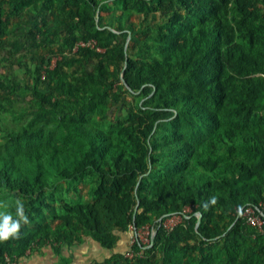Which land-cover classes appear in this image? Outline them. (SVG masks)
<instances>
[{
    "label": "trees",
    "instance_id": "16d2710c",
    "mask_svg": "<svg viewBox=\"0 0 264 264\" xmlns=\"http://www.w3.org/2000/svg\"><path fill=\"white\" fill-rule=\"evenodd\" d=\"M103 1L0 0V46L18 50L21 35L34 48L61 38L32 57V101L20 108L28 121L0 143V194L19 198L31 221L18 239L0 243V264L36 240L75 246L85 236L109 252L87 264H264V226L258 231L239 213L264 201V0ZM55 2L49 28L43 12ZM30 4L35 22L12 38L10 17ZM132 13L143 28L134 30ZM128 32L140 41L124 48ZM88 40L101 50H73ZM16 85L0 76V112H17ZM129 90L142 101L102 130L95 115ZM84 176L89 201L58 198L57 209L48 201L55 180ZM185 206L191 211L166 231L164 218ZM44 212L51 219L38 223ZM144 225L155 227L149 246L135 242L130 258L128 248L115 252L122 234Z\"/></svg>",
    "mask_w": 264,
    "mask_h": 264
},
{
    "label": "rangeland",
    "instance_id": "374dc122",
    "mask_svg": "<svg viewBox=\"0 0 264 264\" xmlns=\"http://www.w3.org/2000/svg\"><path fill=\"white\" fill-rule=\"evenodd\" d=\"M57 7L58 4L55 2V4L53 5V9H51L52 11L46 10L45 12H43V16L47 17L48 15L50 19H48L46 22V26L49 28L54 27L52 25L53 15L49 13H56ZM95 19L97 20V17ZM35 20V11L34 9H32L31 4L25 5L19 8L15 15L13 14L10 17L8 33L13 34L14 32L19 30L18 27H22L24 29V32L26 29L25 27L31 26V24L35 22ZM130 20L134 30H139L143 28V24L145 23L139 21V16L137 13H132ZM126 25H129V23H122L123 28L128 30L129 26ZM75 31L79 35L85 33V31L81 28H77L75 29ZM122 33H124V31ZM14 34L11 35L12 38L18 36H15ZM58 36H51L50 40L44 47L45 49L40 47H30L23 35L20 36V41L22 42V45L17 48L18 50H16L15 46H10L9 44L0 46V76L6 77L9 80L17 83V98L15 100V104L19 106L18 108L15 105L17 112L12 115L5 111L0 112V143L5 142V136L8 135L10 131L19 130L28 121V117H20L22 113V109L20 108L22 106L30 104V102L32 101L31 95L29 94V90L26 88V84L31 83L33 76L32 69L34 66V62L32 57L35 58L37 54L41 53L47 54L49 53L50 49L57 48L61 42V38H58ZM120 36H118L117 39H120ZM139 39L140 36L136 35L135 37H131V32H128L124 48H126L127 43H129L130 40L140 41ZM94 63L95 59L90 61H83V65H81L79 68L90 69L92 65H94ZM113 89L114 91H118L116 86H114ZM119 93L121 95L119 101L116 102L110 100L107 103L108 108L104 115H101L100 117H98V115H95L96 120L100 119L99 126L102 130L106 132L112 131L114 127L125 122L128 113L134 110L136 105L142 101V99L138 97V92H132L129 90L127 92L119 91ZM50 195L52 196V200L48 199V201H52L53 204L57 205L56 209L60 208V204H58L57 200L58 198H62L71 204L79 201H89L91 199V196L89 195V178L84 176L76 181L68 182L57 179L55 180L54 185H50L46 189L45 196L49 197ZM17 200H19V198H16L12 192H4L0 194V202L7 203L9 205L7 210L13 214V218H15V210H11L10 206L15 204ZM50 219L51 216L49 215V213L44 212L41 217L36 219V221L38 223H42ZM26 225H31V221L29 220V223ZM131 237H133V231L131 228H129L127 233L121 235V239L119 240L118 245H116L115 247V252H125L126 249L129 247ZM196 253L198 252L194 251V254ZM108 254L109 252L106 249L100 247L97 242H95L88 236H85L83 238V241L75 246L56 244L49 239L44 241L36 240L34 242H31V246L27 248L24 256L19 258L7 257L8 260L6 261V263L61 264L66 259L74 263L87 264L93 261H102L104 258L107 257ZM159 256L161 255L159 254Z\"/></svg>",
    "mask_w": 264,
    "mask_h": 264
},
{
    "label": "built area",
    "instance_id": "2783aa9c",
    "mask_svg": "<svg viewBox=\"0 0 264 264\" xmlns=\"http://www.w3.org/2000/svg\"><path fill=\"white\" fill-rule=\"evenodd\" d=\"M78 45L89 46L99 51L101 50L99 47L95 46V40L79 42L75 45L73 50H75ZM54 61H55V58L53 57L51 59V64L49 67H52L54 65ZM258 205L259 206L257 205L255 206V205H252L251 203H247L243 205L239 213H241V217L247 225L256 228L258 231H262L263 226H264V214L262 212V210L264 209V201L260 202ZM190 211H191V206H185L182 209V212L174 213V214L166 216L164 220L162 221V224L165 230L166 231L172 230L175 225L183 221V218H185L186 214L189 213ZM197 213L198 212L194 213L196 217H197ZM161 220L162 218L158 220V224H160ZM130 228L133 231V237H131L128 250L125 252V256L129 258L135 254L134 251L131 249V246L135 242L145 245V246H149L152 243V240L155 234V227L153 225H144L138 229L133 228L132 226ZM137 254L140 255V252H137ZM5 259L8 260L7 256L5 257Z\"/></svg>",
    "mask_w": 264,
    "mask_h": 264
},
{
    "label": "clouds",
    "instance_id": "9594fccd",
    "mask_svg": "<svg viewBox=\"0 0 264 264\" xmlns=\"http://www.w3.org/2000/svg\"><path fill=\"white\" fill-rule=\"evenodd\" d=\"M209 203L215 205L217 203V198H210ZM15 204V218H13V214L7 210L9 205L0 202V243L18 239L22 226L29 223L23 203L20 200H17Z\"/></svg>",
    "mask_w": 264,
    "mask_h": 264
},
{
    "label": "water",
    "instance_id": "95a60500",
    "mask_svg": "<svg viewBox=\"0 0 264 264\" xmlns=\"http://www.w3.org/2000/svg\"><path fill=\"white\" fill-rule=\"evenodd\" d=\"M123 81V79H121ZM124 82V81H123ZM136 209L134 210V213H135ZM200 219H201V213L198 212L197 213V217H196V226L199 224L200 222Z\"/></svg>",
    "mask_w": 264,
    "mask_h": 264
}]
</instances>
